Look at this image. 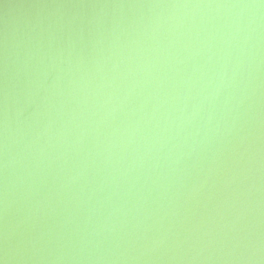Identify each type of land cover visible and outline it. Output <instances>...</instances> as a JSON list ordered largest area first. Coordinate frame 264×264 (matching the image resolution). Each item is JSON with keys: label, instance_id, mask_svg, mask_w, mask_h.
<instances>
[{"label": "water", "instance_id": "obj_1", "mask_svg": "<svg viewBox=\"0 0 264 264\" xmlns=\"http://www.w3.org/2000/svg\"><path fill=\"white\" fill-rule=\"evenodd\" d=\"M0 264H264V0H0Z\"/></svg>", "mask_w": 264, "mask_h": 264}]
</instances>
